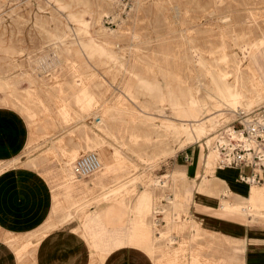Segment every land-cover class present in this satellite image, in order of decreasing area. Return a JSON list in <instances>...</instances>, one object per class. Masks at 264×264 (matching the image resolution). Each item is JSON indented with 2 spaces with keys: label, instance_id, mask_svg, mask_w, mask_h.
Segmentation results:
<instances>
[{
  "label": "rangeland",
  "instance_id": "rangeland-1",
  "mask_svg": "<svg viewBox=\"0 0 264 264\" xmlns=\"http://www.w3.org/2000/svg\"><path fill=\"white\" fill-rule=\"evenodd\" d=\"M65 32L70 34L69 39L74 36L93 37V41L105 47L108 54L92 56L87 51L73 50L71 55H74L75 68L69 64L71 66L68 65L59 73V68L54 67V52L58 50L61 54V50L50 41L54 34ZM263 38L264 0H0V109H3L0 111V150H17L20 154L7 162L0 161V170L16 164L18 160H21V163L30 162L56 187L59 164L60 168L67 166L73 170V177L87 181L89 179L90 185L87 196L82 201L86 202L83 213L77 212L79 203H72L71 193L70 198L56 194L55 216L49 220L45 231L29 235L25 239L13 238L18 241L15 251L21 258L19 262L38 264L40 245L38 249L35 247L46 230L55 225L62 227L68 224L76 230H82L91 214V206L99 207L114 202L129 207L130 212L134 214L133 225L144 230V234H139L134 242L138 246L142 245L140 247L146 251L151 250L154 236L161 235L162 232H165L163 241L170 246H179L188 240L192 236L190 229L177 225L178 221L175 225L173 223L167 227L166 221L172 212L170 200L178 192L186 193L190 190L194 193L198 186L203 184V152L199 144L185 141L183 128L178 129L177 133L171 126L172 123H181L171 102L179 101L183 106L187 104L185 108L198 111L202 115L200 117H206L204 120L209 124V121L215 119L208 116L211 111L214 112L211 108L215 106L212 104L215 102L201 92L199 81L202 80L201 82L209 87L213 86L215 76L232 85H236L242 78L244 81L249 80V85L255 83L257 76L250 69V65L251 62L254 64V56H264L259 45ZM190 39H193L194 43H191ZM251 55L252 58L249 57ZM126 57L131 58L125 63L126 66L135 65L145 78L158 80L164 86L166 84L173 93L170 100L164 102L142 96L145 107L152 113L150 115L140 111V108L121 92L125 90L128 82H133L128 81V76L120 64ZM34 67L39 78L44 80L40 83V88L31 79L30 72ZM83 85L89 86L96 97L98 96L95 105L85 109L70 99ZM252 89L250 94L254 106L251 105V108L264 103V84H256ZM181 90L188 91L187 98L181 96ZM117 98L126 104L127 112L125 117L123 116L124 121L118 122L117 127H112L115 138L108 136V140L114 143L119 153L114 156L115 150L104 145L108 149V158L105 159L100 153L103 146L95 145V141L105 135L103 130L99 131L101 135L94 130L97 127L96 114L102 113L106 105ZM66 102L73 115L65 118L60 109ZM235 119L237 114L231 112L221 117L217 134L226 133V125L234 129ZM157 129L164 135L158 134ZM229 135L227 138L230 140ZM68 143L75 145L68 148ZM92 146L96 147L95 150ZM74 148L76 149L72 154ZM163 150H166L167 154H164L166 151ZM90 151L97 152L101 161L103 178L99 180L96 170L83 177L74 171L76 159ZM159 154L161 156H158ZM220 159L215 162V180L212 179L209 187L214 185L221 191L231 185L225 179L227 172L219 169ZM69 160L71 164L66 165ZM188 164L192 166L193 171L202 169V172L192 173L175 168ZM156 181H159V184L153 186ZM121 186L125 188L121 191L114 190ZM55 190L58 192L56 188ZM233 195V202L239 200L248 206L246 196L236 192ZM200 200L202 204L212 203L206 197H200ZM194 214L202 219L206 227L200 228L199 236L194 240H189L190 252L187 251L179 259L168 262L163 251H157L151 255L155 264H193L192 250L202 255L199 256L202 264H245V245H239L244 239L249 241L246 248V253L250 254L248 264H260L259 253L261 247L264 249V230L248 229L244 233L237 231L234 229L235 224L223 223L225 218L217 216L219 211L210 212L202 207L195 209ZM182 217L187 218L189 215L182 213ZM52 221H55L54 225ZM101 228L107 229L105 224H101ZM205 230L213 233L208 234ZM212 230L221 234L217 236ZM228 235L237 242L228 244L227 242H232L224 238ZM101 236L110 244L118 241L117 235L112 232ZM208 236H214L216 240L210 248ZM223 243L226 250L222 246ZM235 244L238 245L234 246L233 250ZM254 253L258 254L256 259L251 255ZM101 256L103 255L97 253V258L92 264H101Z\"/></svg>",
  "mask_w": 264,
  "mask_h": 264
},
{
  "label": "bare ground",
  "instance_id": "bare-ground-1",
  "mask_svg": "<svg viewBox=\"0 0 264 264\" xmlns=\"http://www.w3.org/2000/svg\"><path fill=\"white\" fill-rule=\"evenodd\" d=\"M138 8V7H137ZM176 11V9H175ZM188 12V11H187ZM94 13V12H93ZM181 15V14H180ZM231 17V16H230ZM60 19V18H59ZM204 23V22H203ZM227 24V23H226ZM71 33V32H70ZM70 34H68V32L65 33H60V34H54V36L51 39V44L57 46L59 48V50H61V54L58 50H55L56 53L55 57H56V63H54V67H58L59 69V73L62 72V70L67 67L69 64H72V66H76L75 64V59H74V55H71V52L73 50L76 51H81V52H88L90 55L94 56V55H106L107 50L105 47L98 45L97 43H95L93 41V37L90 38L86 36V38H80V37H75L69 39L68 36ZM195 35V34H194ZM72 36V35H71ZM118 39V38H117ZM155 39V38H154ZM149 40V39H148ZM191 43H194L193 39L189 40ZM119 44V43H118ZM135 46V44H134ZM133 46V47H134ZM141 46V45H140ZM53 47V46H52ZM129 47V46H128ZM124 48V47H123ZM127 48V47H126ZM260 48L262 50H264V38L261 40V45ZM56 49V48H55ZM131 50V49H130ZM119 51V50H118ZM130 53V52H129ZM117 54V53H116ZM126 54V53H125ZM255 54V53H254ZM129 55V54H128ZM253 55L249 56L252 58ZM120 57V56H119ZM124 57V56H122ZM255 57V56H254ZM94 59V58H93ZM119 59V58H118ZM131 59L126 57L125 61L121 66L123 67V71L124 73L128 76V81L132 80L133 82H128L126 84L125 90L121 91L122 94L129 99L132 103H134L137 108H140V111L144 112V114H149L150 115V111L148 112L149 109H147L144 105L143 100L141 99V97H147L150 99H156V100H160L161 102H164L165 100H170V98L173 96V93L171 92L170 89L167 88L166 84L165 86L162 85L158 80L157 81H151L148 80L147 78H145L142 74H140V72L138 71V69L136 68L135 65H127L126 66V62ZM133 59V58H132ZM121 61V59H120ZM250 62V61H249ZM126 63V64H125ZM90 64V63H89ZM119 64V65H120ZM138 64V62H137ZM71 66V65H69ZM78 66V65H77ZM75 68V67H74ZM250 69L253 71L254 75L257 76L255 79V83L252 82L251 85H249L247 83V81H244V79L242 78L241 80L237 81L238 83L236 85H232L228 82L223 81L221 78H218L217 76L213 77V86L209 87L205 86L203 82H201L202 80H200L199 82V88L201 89V92L203 91L206 96L211 97V99H213V101L215 103V106L213 108H211V110L213 109L214 112L211 114H209L208 116L211 118L215 117V119L211 120V122L209 121V124L200 116V113L192 108H185V106H187V104L185 106L181 105L180 102H175V101H169L171 102V104H174V109L177 112V115L179 116V121L181 122L179 125H174V123H172V127L177 130L178 133V129H182L185 131V141L187 143L190 144H199L200 149H202L203 152V167H204V172L202 174V179H203V184H201L200 186H198V188L196 189V191L194 193L190 192V190L186 193H181L178 192L175 197L173 199L170 200L171 203V214L169 215V217L167 218V227H169L170 225H172L178 221L177 225H182L188 229H190L192 232V236L189 237L188 240H185L181 245L179 246H170L168 243H166L165 241H163V234L165 232H162L161 235H157L156 237L154 236V239L152 240V247L151 250H148L147 252L150 255H154L157 251H163V254L166 256L165 259L168 258V262H173V260L175 259H179L180 256H182L183 254H185L187 251L190 252V247L188 245L189 240H194L197 236H199L200 233V228L202 229L205 228L206 226L203 225L202 219L196 217V215L194 214L195 209H198V205L197 203H193V199L195 202L200 200V197H206L209 201L210 198L215 199L216 200V204H206L207 205V210L210 212H217V211H231V212H237V213H241L243 215L248 216L250 219H252L253 221L257 220V218H264V186H257L255 183L257 181V179H255L253 176L249 177V180L252 182L253 185V191L250 190L249 191L252 192L249 193L251 194L250 197H245L248 203V206L246 207V204L242 201L236 200L233 202V200L235 198L231 197L234 196L233 193L234 191L232 190V188L227 185L226 187H224L225 189H220L217 190L216 187L213 185L209 187V184L212 182V179L214 178V166H215V162L217 159L221 158L219 161V166L220 163H228L229 162V158L227 157V155H225L223 153L222 155V147H221V142H227L229 143L230 140L227 138V136L229 134H234L238 136V132L233 129L232 127H229L228 125H226V133L225 132H221L219 134H217L219 128H218V124L220 123L221 117H223L225 114H228L231 112V114H237V118L241 115L242 112H248L250 110H252L255 107L251 108L252 105V99H251V90H253V86H256V84H264V80H262L256 70H254L253 68V64L251 62L250 65ZM27 72V71H26ZM31 76H32V81L36 82L37 87L39 85V88L42 87V85H40V83L44 82V80H41L39 78L38 72H35V67L33 68V71L30 72ZM56 73V72H55ZM58 73V72H57ZM92 73V72H91ZM252 73V74H253ZM201 75V74H200ZM219 76V75H218ZM204 77V76H203ZM202 77V78H203ZM221 77V76H219ZM254 77V76H253ZM259 77V78H258ZM201 78V77H200ZM223 78V77H222ZM241 78V77H240ZM239 78V79H240ZM255 78V77H254ZM252 79V78H251ZM121 80V79H120ZM207 80V79H206ZM238 80V79H237ZM228 81V80H227ZM198 82V81H197ZM207 82V81H206ZM119 83V82H118ZM81 84V83H80ZM90 85V84H89ZM196 86V85H195ZM89 87V86H88ZM86 85H83V88L78 91L75 92L74 95H72V98H70L71 100H73L74 102H76L78 105H80V107L82 106V108H88L90 107L92 104H94V102L96 103L97 101V97L96 95L88 88ZM192 87V86H191ZM190 87V89H192ZM30 88V87H29ZM35 88V87H34ZM61 88V85H60ZM63 88V87H62ZM199 88L197 90H199ZM59 89V88H58ZM30 90V89H29ZM257 90V89H255ZM259 90V89H258ZM257 90V91H258ZM262 90V89H261ZM60 92V91H59ZM62 92V91H61ZM181 96H185L187 98V92L188 91H184L181 90L180 91ZM198 92V91H197ZM202 92V93H203ZM255 92V91H254ZM264 92V91H263ZM262 92V93H263ZM261 93V92H260ZM256 94V92H255ZM64 95V94H63ZM194 95V94H193ZM262 95V94H261ZM260 95V97H261ZM59 97V95H57ZM196 96V95H195ZM200 96V95H199ZM197 97V96H196ZM63 98V97H62ZM256 98V97H255ZM58 99V98H57ZM64 99V98H63ZM178 99V98H177ZM181 99V98H179ZM197 98H195L194 100H196ZM206 99V97L204 98ZM100 100V97H99ZM190 100V99H189ZM193 100V101H194ZM255 100V99H254ZM260 100V99H259ZM68 101V100H67ZM109 101V99H108ZM152 101V100H151ZM208 101V100H207ZM212 101V102H213ZM262 101V100H261ZM105 102V101H103ZM107 102V101H106ZM154 102V101H152ZM100 103V102H99ZM97 103V104H99ZM197 102H195L196 104ZM209 103V102H208ZM262 103V102H261ZM194 104V103H193ZM194 104V105H195ZM264 104V103H263ZM261 104V105H263ZM95 105V104H94ZM93 105V106H94ZM170 105V104H169ZM198 105V104H197ZM260 105V106H261ZM254 106V105H252ZM104 107V106H102ZM172 107V106H171ZM170 107V108H171ZM211 107V106H209ZM258 107V106H256ZM126 104L117 98V100L114 102H112L111 104L106 105V108L102 111V113H97L96 115V119H97V127H95V132H99L100 130L105 132V135H101L99 132V135H101V139L95 141V145H100V147L104 146V145H108L110 146L113 151L115 150V152H113V155L116 156L117 152L119 151L118 148L115 147L114 143H111L108 139V136L111 138H115V135L112 132V127H114L113 125L116 126V124L118 122H123V116L126 115ZM173 108V107H172ZM195 108V107H194ZM244 108V109H242ZM61 114L66 117H71L73 115V113L71 112L70 107L68 106V103L66 102L65 104H63L61 106ZM59 110V111H60ZM98 110V109H97ZM102 110V109H100ZM99 110V111H100ZM132 111V110H131ZM210 111V110H208ZM95 112V111H94ZM141 112V113H142ZM201 112V111H200ZM205 113V112H204ZM128 114V113H127ZM152 114V113H151ZM175 114V113H174ZM95 116V114H94ZM153 116V115H152ZM174 116V115H173ZM125 117V116H124ZM218 117V118H217ZM155 118V117H154ZM225 119V118H224ZM209 120V119H208ZM223 120V118H222ZM151 121V120H150ZM164 121V120H163ZM121 122V123H122ZM147 122V121H146ZM171 122V121H169ZM175 122V121H173ZM177 123V122H176ZM153 124V121H152ZM118 125V124H117ZM167 125H169L167 123ZM216 125V126H215ZM90 126V125H89ZM120 126V125H119ZM151 126V125H150ZM155 126V124L153 125ZM170 126V125H169ZM117 127V126H116ZM152 127V126H151ZM166 127V126H164ZM98 128V129H96ZM122 128V126H121ZM120 128V130H121ZM156 128V127H155ZM167 129L171 127H166ZM165 128V129H166ZM118 130V128H116ZM221 129V128H220ZM102 131V132H103ZM101 132V133H102ZM155 132V131H154ZM153 132V133H154ZM156 132H158V134H161L162 131L160 130H156ZM170 133V132H169ZM225 133V134H224ZM98 134V133H97ZM103 134V133H102ZM117 134V133H116ZM163 134V133H162ZM184 134V133H183ZM98 135V136H99ZM118 135V134H117ZM164 135V134H163ZM171 135V134H168ZM179 135V134H178ZM156 136V135H155ZM154 136V137H155ZM166 136V135H165ZM174 136V135H173ZM230 136V135H229ZM119 137V136H118ZM144 137V136H143ZM152 137V136H151ZM121 138V137H120ZM147 138V137H146ZM149 138V137H148ZM158 138V137H157ZM165 138V137H164ZM167 138V137H166ZM177 138V137H176ZM175 138V139H176ZM92 139V138H91ZM117 139V138H116ZM123 139V138H122ZM174 139V138H173ZM178 139V138H177ZM90 140V139H89ZM147 140V139H146ZM152 140V138H151ZM179 140V139H178ZM119 141V140H117ZM153 141V140H152ZM151 141V142H152ZM159 141V140H158ZM162 141V140H161ZM175 141V140H174ZM114 142V141H113ZM121 142V141H120ZM163 142H165L163 140ZM170 143V142H169ZM176 143V142H175ZM178 143V142H177ZM116 144V143H115ZM121 144V143H120ZM151 144V143H150ZM154 144V143H153ZM157 144V143H155ZM159 144V143H158ZM157 144V145H158ZM168 144V143H167ZM166 144V145H167ZM90 145V144H89ZM94 146V145H93ZM92 146V147H93ZM89 147V146H88ZM170 147V145H169ZM90 148V147H89ZM94 148V147H93ZM92 148V149H93ZM96 148V147H95ZM94 148V150H95ZM167 148V147H166ZM171 148V147H170ZM76 148H74L73 152H71L72 154L74 153ZM177 149V147H176ZM79 150V149H77ZM157 150V149H154ZM161 150V149H160ZM167 150V149H166ZM163 150V151H166ZM172 150V149H171ZM153 151V150H152ZM119 153V152H118ZM152 153V152H150ZM161 153V152H160ZM164 154H167L166 152H163ZM153 154V153H152ZM150 155V154H149ZM148 155V156H149ZM157 155V154H156ZM172 155V154H171ZM158 156H161L160 154ZM69 157V156H68ZM144 157V156H143ZM155 157V156H154ZM142 158V157H140ZM148 158V157H147ZM150 158V157H149ZM152 158V157H151ZM156 158V157H155ZM154 158V159H155ZM159 158V157H158ZM114 159H117L116 157H114ZM143 160V159H142ZM152 160V159H151ZM160 160V159H159ZM103 161V160H102ZM145 161V160H144ZM158 162V161H157ZM202 162V161H201ZM71 164L70 160L66 161V165ZM217 164V163H216ZM246 166H248L247 164H244ZM109 166V165H108ZM226 166L228 167V169L233 168L231 166V164H226ZM102 168V165L100 163V165L94 169L92 172L89 173H85V174H79L81 175V177L83 176H87V174L93 173L95 170L96 174H97V178L99 180V178H103L102 175V171L100 170ZM62 172L65 174V179H67V183H69L70 185H72L73 189L77 192L79 188H82V186L84 184H88L87 179H82L80 177H73V170H71L70 168H68L67 166H64L63 168H61ZM105 170V169H104ZM74 171L75 168H74ZM108 171V170H107ZM107 173V172H106ZM193 173V172H192ZM171 174V173H170ZM167 175V174H166ZM139 176V175H138ZM170 176V175H169ZM201 176V174H200ZM191 177V176H190ZM105 178V177H104ZM168 178V177H167ZM107 179V178H105ZM172 179V178H171ZM92 180V179H91ZM97 180V182H98ZM101 180V179H100ZM133 180V179H132ZM215 179H213L214 181ZM218 181V179H216ZM222 180V179H221ZM105 181V180H103ZM171 181V180H170ZM174 181V180H173ZM196 181V180H195ZM223 181V180H222ZM92 182V181H91ZM102 182V181H100ZM99 182V185H101ZM133 182V181H132ZM139 182V181H138ZM197 182V181H196ZM248 182V181H247ZM136 183V182H135ZM214 183V182H213ZM249 183V182H248ZM94 184V183H92ZM125 184V183H124ZM139 184V183H138ZM149 184V183H148ZM153 186H156L159 184V181L153 182ZM168 184V183H166ZM165 184V186H166ZM199 184V183H198ZM219 184V183H218ZM64 184L60 185L63 186ZM104 185V184H103ZM146 185V184H145ZM144 185V186H145ZM194 185V184H193ZM58 186V187H60ZM93 186V185H91ZM96 186V185H95ZM93 186V187H95ZM125 186V185H124ZM127 186V185H126ZM148 186V185H147ZM162 186V185H161ZM175 186H177V184H175ZM189 186V185H188ZM195 186V185H194ZM220 186V185H219ZM222 186V185H221ZM128 187V186H127ZM139 188V186H137ZM151 187V186H150ZM160 187V186H159ZM171 187V186H170ZM174 187V185H173ZM178 187V186H177ZM190 187V186H189ZM196 187V186H195ZM251 187V189H252ZM125 187L121 186L118 187L114 190L116 191H121L122 189H124ZM129 188V187H128ZM137 188V189H138ZM144 188V187H143ZM172 188V187H171ZM147 189H149L147 187ZM151 189V188H150ZM154 189V188H153ZM195 189V188H193ZM88 191V190H87ZM87 191L80 193V194H74L72 192V196L73 199L71 200L72 203H79V205H77V212H81L83 213L84 211V205L86 204V202H82L84 200V198L87 196ZM108 191V190H107ZM136 191V190H135ZM148 191V190H147ZM152 191V190H151ZM181 191V190H180ZM115 192V191H114ZM150 192V191H149ZM183 192V191H182ZM71 193V192H70ZM107 193V192H106ZM153 193V192H152ZM74 194V195H73ZM103 194V193H102ZM122 194V193H121ZM154 194V193H153ZM105 195V194H104ZM148 195V194H147ZM161 195V194H160ZM146 196V195H145ZM153 196V195H152ZM159 196V195H158ZM171 196V195H170ZM101 197V196H99ZM144 197V196H143ZM154 197V196H153ZM152 197V198H153ZM160 197V196H159ZM173 197V196H172ZM171 197V198H172ZM235 197V196H234ZM66 198V197H65ZM140 198V197H139ZM156 198V196L154 197ZM153 198V199H154ZM238 198V197H237ZM236 198V199H237ZM241 197L239 196V199ZM138 199V198H137ZM142 199V198H141ZM146 199V198H145ZM144 199V200H145ZM143 200V199H142ZM206 200V199H205ZM241 200V199H240ZM245 200V199H243ZM245 200V201H246ZM148 201V199H147ZM150 201V200H149ZM127 202V201H125ZM133 202V201H132ZM136 202V201H135ZM140 202V201H139ZM142 203V202H141ZM140 203V204H141ZM146 203V202H145ZM169 203V204H170ZM144 204V203H143ZM136 205V204H134ZM150 205V204H149ZM205 205V206H206ZM139 206V204H138ZM143 206V205H142ZM145 206V205H144ZM147 206V205H146ZM145 206V207H146ZM72 207V206H71ZM127 207V206H126ZM75 208V207H74ZM129 208V207H128ZM131 208V207H130ZM134 208V207H133ZM137 208V207H135ZM142 208V207H141ZM148 209V208H147ZM146 209V210H147ZM134 210V209H133ZM168 210V209H167ZM149 211V210H148ZM69 212V211H68ZM132 212V211H131ZM138 212V211H136ZM147 212V211H146ZM141 213V212H140ZM144 213V212H143ZM182 213H186L189 215V217L184 218L182 217ZM150 214V213H149ZM77 215V213H76ZM164 215H166L164 213ZM216 215V214H215ZM137 217V216H136ZM138 217L140 218V215H138ZM213 218V217H212ZM78 219V218H77ZM134 219V218H133ZM176 219V220H175ZM219 219V218H218ZM141 220V219H140ZM220 220V219H219ZM225 220V221H224ZM223 223L229 222L227 219H224ZM259 220V219H258ZM142 221V220H141ZM252 221V222H253ZM134 222V221H133ZM165 222V223H166ZM137 223V221H136ZM140 223V222H139ZM231 223V222H229ZM234 224V223H233ZM135 225V224H134ZM140 225V224H139ZM235 226L237 228H239V230L241 232L244 233L246 226L244 225H240V224H235ZM262 226V225H261ZM79 227V226H78ZM148 228V227H147ZM174 228V227H173ZM171 228V229H173ZM78 229V228H77ZM169 229V228H168ZM189 230V231H190ZM82 231V230H81ZM182 231V230H181ZM203 231V230H202ZM206 233L208 234H212L213 232L205 230ZM148 233V232H147ZM139 234H144V230L143 229H139L138 227H136V233H135V239L136 240L138 238ZM152 234V232H151ZM149 235V234H148ZM154 235V234H152ZM217 235V234H216ZM151 236V235H150ZM218 236V235H217ZM152 237V236H151ZM177 237V236H176ZM206 237V236H205ZM210 238V236H208ZM225 239L229 240L230 237L224 236ZM215 237L211 236V238L208 240V247H212L214 246V240ZM219 239V238H218ZM141 240V239H140ZM172 240V239H171ZM221 240V239H220ZM151 241V240H150ZM236 241V240H234ZM218 242V241H217ZM220 242V241H219ZM149 245V244H148ZM147 245V246H148ZM142 246V245H140ZM149 247V246H148ZM240 247V246H239ZM150 248V247H149ZM148 248V249H149ZM216 248V247H215ZM145 249V248H144ZM90 250V249H89ZM92 261L96 260L97 258V252L95 250L92 249ZM192 256H193V264H202L201 263V259L199 256L200 255L198 252H195L192 250ZM108 255V254H107ZM99 257V256H98ZM228 257V256H227ZM226 258V256H225ZM229 258V257H228ZM245 260V258H243ZM101 261H103V256H101ZM182 261V260H181ZM159 264H165L160 262ZM246 264V263H245Z\"/></svg>",
  "mask_w": 264,
  "mask_h": 264
},
{
  "label": "crops",
  "instance_id": "crops-1",
  "mask_svg": "<svg viewBox=\"0 0 264 264\" xmlns=\"http://www.w3.org/2000/svg\"><path fill=\"white\" fill-rule=\"evenodd\" d=\"M259 45H261V42ZM260 50L264 53V50L261 48ZM253 68L258 76L264 80V56H255ZM2 110L0 109V111ZM68 145V148H70L75 143L71 145L68 143ZM100 153L105 159L108 158V149L104 146ZM18 155L20 154L17 150L12 152L9 149H2L0 150V161L7 162ZM201 165L203 164L201 163ZM231 166L233 167L231 169H228L227 166H219V169H224L227 172L228 175L225 179L229 181L234 192L250 197L252 192L249 191V188L253 191L252 186L254 184L249 180V177L253 176L255 178L254 169L246 165ZM57 167L56 187L42 171L30 162L21 163V160H18L16 164L6 166L0 170V264H21V261L19 262L21 258L17 256L15 251L18 241L13 238L25 239L29 235L45 231V227L49 226L47 223L55 216L56 194L70 198V192L71 195L72 192L80 194L90 188V185L84 184L76 192L72 185L67 183V179L64 177L65 174L59 164ZM175 168L188 172H202V169L193 171L190 164ZM62 184L64 185L60 186ZM255 184L264 186V171H261V178ZM210 201L212 205L217 203L212 198H210ZM193 203H197L199 208H207V205L202 204L201 200L195 202L193 199ZM221 210L217 216L225 218L231 223L246 226L245 231L248 229L264 230V218H257L256 221H253L241 213ZM133 218L134 214L130 212V209L119 202L99 207L91 206V214L85 222L82 233L80 229L76 230L69 224L62 227L55 225L46 230L35 247V249H38V245H40L37 256L38 264H92V249L103 255L101 264H155L151 255L134 242L136 226L133 225ZM51 223L54 225L55 221ZM101 224H105L107 229H102ZM59 227L63 230H60ZM234 229L240 231L237 227H234ZM110 232L117 235V242L107 243L105 238L101 236ZM214 232L217 235L220 233L216 230ZM227 237H230L229 240L232 241L227 242L228 244L237 242V240L234 241L235 238L229 235ZM248 243L249 241L244 239L243 243L239 244L245 245L243 254L246 264H248V257H250L248 256L250 254L246 253ZM224 244L222 246L226 250ZM236 245L238 244L233 245V250ZM260 250L259 263L264 264V249L261 247ZM227 251L230 252L229 248H227ZM251 255L256 259L258 254Z\"/></svg>",
  "mask_w": 264,
  "mask_h": 264
},
{
  "label": "built area",
  "instance_id": "built-area-1",
  "mask_svg": "<svg viewBox=\"0 0 264 264\" xmlns=\"http://www.w3.org/2000/svg\"><path fill=\"white\" fill-rule=\"evenodd\" d=\"M238 136H230V142H221L222 152L229 158L220 166L247 164L254 169L255 179L264 171V104L248 112H242L233 122ZM99 155L90 151L80 155L75 161L79 174L92 172L100 165Z\"/></svg>",
  "mask_w": 264,
  "mask_h": 264
}]
</instances>
